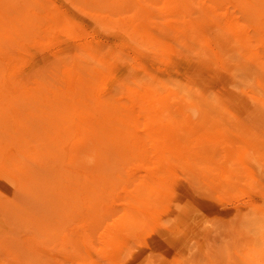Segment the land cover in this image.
I'll list each match as a JSON object with an SVG mask.
<instances>
[{"label": "bare ground", "instance_id": "1", "mask_svg": "<svg viewBox=\"0 0 264 264\" xmlns=\"http://www.w3.org/2000/svg\"><path fill=\"white\" fill-rule=\"evenodd\" d=\"M153 1H155V0H140V1L139 0H16V1L11 0L12 4H13V2H16L15 3L16 5L14 4L16 6L15 8L17 10H20L19 14H17V11L15 9L16 13L14 12V15H12V16L16 17L15 19L18 20V22L15 23V25L17 27L15 25H14V27L18 31L21 32L20 33L21 36L23 35L25 37V39L37 41L38 45L35 44L36 46H35L34 52H36L35 55L38 56L37 58L38 59L40 58L39 59L40 65L38 68L39 70H37L39 72V76H38L39 77V80H38L39 84L37 86H35L33 89H30V90L27 89L25 92H22L21 94L17 90H14L12 88H11L12 91L4 90L5 95H3L2 97H1V95L3 92H0V97L2 98L3 102L8 99V101H6V103L8 102L7 104H10L8 107H10L12 109V112L10 113L11 114L10 117L12 119L10 118L11 121L8 123L6 118H4V117H5V115H7V117H8V115H10V114H7L8 112H5V111H8L9 109H7V104H6V108H4L5 105L3 106V104L1 105V103H0V109L2 107H3V109H5V111L2 110V112H4L5 114L1 113V111H0V115H2V116H0V129L2 130L0 132V135H2V133L7 135V131L9 132V128L12 127V131H10L9 133H11V132L13 133V131H14V133L17 134L18 132L23 130L24 134H22V138H21L22 142H23V139L26 140V142H28V140L30 139V142H31L32 138L25 137V135H26L25 131H27L26 132L27 136H30V137L36 136V138H39V140L42 142L40 144H37V147L39 146L38 148L48 149V147H49V148H52L53 150H52V152L51 151L48 152L49 155H48L47 151L44 154H42L43 152L40 153V154H42L41 156L43 157V159L41 158L42 160H37V162L40 161L39 164L40 163L42 164L45 161L43 163V165L47 169L45 170V172H43L44 174L42 173V171H41L42 174L37 173V170L39 171V169L37 168L36 165H34V167L36 166L35 168L33 167V165H29V168L33 167L32 169H29V171L27 173L28 174L27 179H29V180L25 179L26 181H23V183L26 182V185H28V186H26L24 184L25 189H24V187L22 189V190H24L22 192L23 195L21 192H18L19 186H18V190L14 192V194L16 192L19 194L21 193V199L22 200L18 201L16 199H14L15 195L13 194L14 198H12V199H14V201L11 200V201H13V204H14L15 200H16V202H19L20 204L17 203L19 205H17L16 207H15V205L10 204V205H12V207L14 206L13 208L11 207V209H8V211L10 212L11 215L8 214V211H7V208H8L7 205H9V203H10V202L9 203H7V202L9 200L7 202L4 201L5 203L2 202V204L0 201V205H3L2 209L6 210L5 211V213L7 212L6 215L7 214H8L7 216L10 215V217L12 215L14 216L15 214L17 215V213L19 214L20 212H21L20 215H22V213L25 214L26 211H30V209L35 210L37 207L40 208V206H41L42 208H40V209H42L43 211H40L39 215H38V219L41 221V223H40V221H38V222L41 225L46 224L45 222L48 220L49 213L54 214L55 212L60 211V212H64L63 214H65L67 212L66 213V214H68L67 219H69V220L64 222V220H65L64 219L63 223H62V219H60L61 220V224L59 225L60 229H63L64 227L61 228V225L64 223L68 224L67 222H69L70 219H72L73 222L71 221L70 223L73 224L74 227H76V224H74L76 221L75 218H77V221L79 222V223L78 222L77 223H78V225H80V228L76 227V229L72 226L73 232H72L71 228H69V227H71V225L68 224V226L70 225L69 227L66 225L71 231L68 230V228L67 229L64 228L62 230V232L67 230L71 233L66 232V233L61 234L62 232H60L61 236L58 235L57 236L58 238H56V239H58L57 241L59 243L57 241L54 242L55 240L53 238H55V237H50L54 240V241L53 240L52 241L54 242L55 245L50 244L51 240H48L49 239L48 238L49 233H48V236H47V233L46 234L43 233L44 235L47 236L46 237L47 239H46V238H44V235H43V239H45L44 241L43 240L42 241L36 240L33 235H35V237H37L39 239H42V238H40L41 236L40 237L37 236V234H38V232H36L37 230L35 231L36 234L34 233L35 228H33V231H31L32 230L31 229L30 230L31 232L28 231L29 233H27V235L23 234L21 237L23 239L24 235L26 236L25 237L26 239H24V240H26L25 241L26 243H22V246L24 244V246H23L24 248L22 247V249H25V250L28 249V252H29V253H27L28 255L30 254V252L34 253L33 255H32V253L30 254L31 257L33 256L32 257L33 259H31L32 261L27 260L30 263L33 262V260L36 261L35 264H37V263L39 264V263H41V261L43 263V259H42L43 255H44V259H45V257H48V256L50 257V258L48 257V259L46 258V260H44V261H46V263H47V261H50V263H52L53 260L51 261V257H53V256L54 257L56 256V258H54V257L52 258L55 261V262L53 261L52 264H54L56 262L58 263L57 258L59 257L58 259H60L59 253H61L63 255V256L61 255V258L64 257L63 261L61 260L62 262L59 261V263H61V264H164L162 261L161 262L153 261L152 260L153 258L152 259L150 258L151 254L158 251L159 248H162V249L167 248L166 251H168V255L171 253L174 254L175 250H177L180 247V246L179 247L177 246L178 248L176 249L175 245H181L182 243L186 245V243L189 242L191 240V238L195 236V235H186L188 232L186 234H184L185 231L183 232V230H182V233L178 232L179 229L175 230L176 227L174 224L173 217L175 215V210H177L178 206H181L182 204L178 203V201L175 202V199L172 198V196L175 195L174 194L175 188L173 187L174 185L172 183H169L168 182L169 180L161 174V172L166 169V163L164 160V156L159 155L161 152V151H159L160 143L163 144L164 141L162 138L156 139L157 134L155 137V134L152 131L153 129L155 130V128H156L155 126L151 125L153 127V129L150 127L152 130L149 128L146 129L147 124L149 125V123L155 121V119H154V118H156L155 113H154L155 111L151 112V111H147V109H145V108H147L146 107L147 103L145 102L146 100L144 101L146 104H143L141 101L143 94H142V97H138L136 99V101L133 100L134 96L130 97V100H131V102H133V105L131 103L128 104V102H125V103H119L118 102V101H120L126 97L125 95L128 94L129 90H131V91L133 90L132 87H128L127 85H126V87H124L122 85L123 79H122V77H120V75H122V76L123 75H129L130 74L129 71L131 69H134V67L136 66L134 63L126 64V60H127L128 54H129L128 51L130 48L135 49L136 54H138V56H142L143 60H144V58L151 57L150 55H152V53H154V55L165 60L164 64H166V61H167V64L169 65V63L171 64V61L169 60L167 55L171 52V50H173L174 46L178 45V44L181 45V47L185 46L188 42H194L196 40V38H198L199 40L202 41V43H201L202 48L200 50L198 49L199 52H204L205 50L210 49V47L208 46V44H209L208 42L210 41V38L211 37H217L218 38V36H220V35L222 36L223 33L225 32L224 30H226L228 32H232L234 34V35H232L233 39L235 38L238 40L239 38H242V39H245L246 41L247 40L253 41L254 36H252V34L250 35V30H249V28H251V26H249V25H251V24L248 22L249 25H246V22L248 20L247 16H249L247 14L251 13V15H253V13L255 12V9L252 12V8H253L254 4L246 2V0H245L244 4L246 5V3H247L248 5H250L248 10L247 9L244 10L245 5H241V4H243L242 0H241V2L237 0L240 4H238V3L235 4L236 6L237 5L239 6V9L244 8L243 10L240 9V11H237L238 7H237V9H235L234 6H231V7L229 6V8L230 9L232 8V9L226 10L228 8V5L223 6L224 8H222V9L226 10V11L230 10L231 15L236 13L238 15V17L236 16V19H239V15H241V17L243 18V14H244L243 19L246 21L243 20L244 22H241V23L237 22L236 23L233 21H226V19H228V18H226L224 20L225 17L223 18V15H220L219 13H217L219 11L218 7L223 5L222 3L221 4L217 3L216 5H214L212 3L213 2L212 0H208L209 5H210V3L213 4V5H211L212 7H210V8L214 9V6H215V7H217L218 11L213 12V10L208 8L207 9L208 13L211 12V14L209 16H207L205 18H200V16H199V18L195 19L194 21H190L186 18H184V19H182L180 17H178L177 19L172 18L169 14L170 11L167 10V8H166L167 5L166 6L164 5V7L166 9H164L163 6L161 7V9H160V7L157 8L158 10L156 8H154L155 6L158 7L160 5V3L165 4V1H167V0H164V1L161 0V2L159 3L158 6L156 3H158L159 0H156L157 2L155 1L154 4L152 3ZM180 1L182 2V0H179V2ZM187 1H190V0H186V3H187ZM200 1H206V0H200ZM200 1H198V4H197V0H196V3L194 2L196 4V7H195L196 10H199V9H197L199 7V5H201L202 7L206 6L205 4L203 6L202 2H200ZM208 1L206 3L207 5H208ZM219 1L220 0H218V1L215 0V2H219ZM11 2H10V4H11ZM173 2L176 3L178 1H173ZM191 2H193V1H191ZM150 3H152V4H150ZM199 3H201V4H199ZM10 4H9V6H11ZM178 4L175 5V7H179ZM217 5H219V6H217ZM136 7H137V9H136ZM255 8H256V6H255ZM184 9H185L184 12H187L186 8H184ZM200 9H201L200 11H202V8H200ZM204 9H206V8H204ZM249 9L251 12H249ZM6 10H7V8H6ZM233 11H237L238 13L242 12L243 14L242 13L238 14L237 12H233ZM203 12L205 13V11H203ZM19 15H20V17H19ZM177 15H178V13H177ZM255 15H256V13H255ZM255 15H254V17H255ZM83 16H88L89 18L93 19L92 22L88 23V28H87V26L84 25ZM245 16L247 19L245 18ZM193 17H194V15H193ZM232 17H233V15H232ZM234 17H235V15H234ZM252 19L249 18L250 21ZM234 20H235V18H234ZM224 21H226V22H224ZM251 22H253V20ZM254 22H256V21H254ZM89 28H91V29H89ZM254 31L256 32L257 30H254ZM26 35H28V36H26ZM258 39H259V37H258ZM214 40H215V38H214ZM211 42H212V40H211ZM204 47H205V50L203 49ZM27 49H25V50H27ZM228 56H230V55H228ZM142 59H139V60L141 61ZM154 59H156V58H154ZM156 60H158V59H156ZM138 67L140 69V65ZM142 69H144V67H142ZM138 71H141V70H138ZM58 74H60V75H58ZM132 74H130V75L132 76ZM113 75H115V76H113ZM51 76H56V77H54V79L56 81H61L62 79L67 81L68 85H67V90L65 92V96L61 97L60 95H54L53 92H50L49 95L43 94L42 96H39V89L37 87L40 86L42 88V86H45V82H43L44 79L46 81H49L48 78H50ZM100 77H102V78L100 79ZM132 77H138V75H133ZM96 81H99V82H96ZM117 85H121V86L119 88H117ZM1 86L2 85H0V88H1ZM119 91H120V93H122V96H117V92H119ZM144 93L146 94V92H144ZM61 94H63V93H61ZM77 94H80V97L76 98ZM146 95H148V94H146ZM81 96H83V98L85 99V102H83L84 104L90 105L88 103L93 102V107H94L93 111L95 110V112H94V114L89 115V117L87 119L89 120V122H95L101 131L106 132L110 143H112V146H114L115 150H117L116 155L118 157H120L119 160L116 161V164L113 165V167L110 169L104 167V164L102 161L105 159V157H103L100 160L98 154L95 155V153L97 152V149H95V147H96L95 141L92 138H87V137H81V136L75 137V138L71 137L70 134L74 135L75 133L71 131L70 125L64 127L65 124L61 123V120L64 118H62V114H60L58 112L59 109H55L56 107L57 108L59 107L62 111L68 105L70 108V106H72L71 101H73V98H76L75 101H77L80 104V103H82ZM4 98H6V100H4ZM61 98H63L65 100L63 103H61L62 105L58 104L60 101H62ZM143 98H145V97H143ZM147 101H149V100H147ZM149 102H148V105H149ZM56 104H57V106H56ZM138 104H139V106H138L139 109L136 107V105H138ZM152 106H154V105L152 104ZM20 109L22 111H24V114H25L24 123L27 125L25 127H22V125L20 123L21 120H23V119L20 120V118H22V114L19 117V114L21 111ZM149 109L150 108H148V110ZM144 110H146L145 113H144ZM144 115H145V117H144ZM75 116H76V114H75ZM75 116H74V119H75ZM95 116H97V118ZM48 117L52 118V120L50 119V123H48V122L44 123V126H40L37 124L41 118L46 119ZM143 117L145 120L144 119L142 120ZM8 121H9V119H8ZM148 121H149V123H147ZM3 122H5V124ZM141 123H143V125ZM144 124H146L145 127H144ZM9 125H11V126H9ZM28 129H31L32 131L29 132ZM45 129H48V130L45 131ZM156 131H159V130H156ZM156 131H155V133H157ZM39 132H41L40 136L39 135L37 136V134ZM20 136L18 135L19 138H20ZM23 136H24V138H23ZM14 137L16 138V135ZM18 137L16 138L17 140H18ZM73 138H74V140H73ZM70 139L73 141L69 142ZM8 140H10V139H8ZM19 142H20V140H19ZM32 142H33V140H32ZM8 143H10V142L8 141ZM69 144H71V145H69ZM88 144H90V145H88ZM9 146H10V144H9ZM0 147H1V145H0ZM5 147H6V145L4 146V148ZM161 147H163V146L161 145ZM9 148H12V146ZM1 149L2 148H0V150ZM68 149H69V152H67L68 154L65 153V155L67 154V158H65L64 150L68 151ZM90 151H95L94 158H99V159H96V160L92 159L93 156H91L90 153L87 154V152H90ZM3 152L4 151L2 150V152H0V153H3ZM102 152H103V150H101L99 153H102ZM256 153H258V152H256ZM16 154H17V152H16ZM21 154H22V152H21ZM84 154L86 156L88 155L89 157L84 158L85 157ZM247 154H249V153H247ZM2 155H4V153ZM47 156H50V159L52 158V156L57 157V159L62 158V160H60V161H62V163H60V164H62L67 169L65 170L64 167H60L59 161H58V163H54V161H56L55 158L53 161H50V159L48 160ZM248 156H247V158H249ZM252 156H253V154H252ZM19 157L20 156H18V159H22L21 157L20 158ZM37 157H39V155H37ZM90 158L92 159V161L94 160L96 164L89 163V162H92L90 160ZM8 160H10V159H8ZM22 160L26 161L27 158L22 159ZM28 160H30V159H28ZM110 161H111V159H110ZM9 162H11V160ZM30 163H32L31 160H30ZM136 163H138V164H136ZM7 164H8V162H5L3 167L0 166V174L4 173L1 170V167L3 169L5 168L4 171H6V168H7V170H8V168H10V166H7ZM12 164L15 165V163H13V162H12ZM129 164H131L132 166ZM232 164H231V166H232ZM255 164H256V162H255ZM256 165H258V168H259V166H260L259 163ZM44 166H42V168ZM27 168H28V166H27ZM39 168L41 169V166ZM44 168H43V170H44ZM57 168L59 171L56 170ZM61 168H63L64 170L62 169L63 171H60ZM120 168H121V170H118ZM14 169H16V168H14ZM9 171H11V170H9ZM54 171H56V172L54 173ZM7 172L8 171H6V174L8 176H10L12 174L10 172L11 174L9 175L8 174L9 172L8 173ZM30 172H31L30 175H32L33 177L32 176L29 177ZM142 172H143V174H140ZM25 173H26V171H25ZM16 174L18 176V172ZM16 174H14V175H16ZM36 174H38V175H36ZM7 175L4 176L5 180H7V178H8ZM22 176L25 177L24 175H22ZM10 177H11V179L8 178V180H7L8 182L6 181L7 183H9V181L10 182L13 181L12 179H15V176H13V174ZM18 178L19 177H17L16 179H18ZM16 179H15V182H17ZM183 179H182V181H184ZM231 180H232V178H231ZM178 181H180L179 177H178ZM247 182L250 183L251 181H247ZM2 183H5V182H3V180H2V181H0V185ZM18 184L20 185V183H18ZM44 184L46 185L45 193L42 195L41 194L39 195L38 189L40 187H43ZM251 184H252V182L250 183V185ZM4 185H5V187H7L6 189L11 195L12 192H10V191H12L13 189H11V187H9V184L6 185V183L2 184L0 187H2V186L4 187ZM251 186L254 187V184ZM4 188H0V191H1V189L4 190ZM263 189L264 188H262V190ZM43 191H44V189H43ZM256 191H258V190H256ZM4 193L5 192H3L1 194H3V196H5ZM30 193H31V196L28 197L29 200H24V198L26 199ZM35 193H36V195H33ZM261 193H263V192H261ZM7 194H6V196H7ZM10 195L8 194V196H10ZM50 195H52V196H50ZM177 195H179V193ZM258 195L261 196V194H259V193H258ZM23 196H24V198H23ZM179 196H181V195H179ZM10 197H13V196L11 195ZM19 197H20V195H19ZM177 197L178 196H176V198ZM44 198H46V200ZM1 199H3V198H1ZM17 199H19V198L17 197ZM180 199L183 201V198H180ZM40 200L42 201L41 203H40ZM178 200H179V198H178ZM33 202H34V205L32 206ZM55 203H57V207L55 206V209H54L53 207H54ZM39 204H40V206H39ZM179 204H181V205H179ZM240 204H241V202H240ZM4 206H7V207L4 209ZM35 206H37V207L34 209L33 207H35ZM190 207H188V209ZM262 207H264V206H262ZM205 208L208 209L207 207H205ZM210 208H209V211H210ZM217 208H219V206H217L214 209V211L216 210L215 215H217L220 212V211L218 212ZM2 209H0V210L2 211ZM186 209H187V207H186ZM44 210H47V214L44 213ZM180 210H182L181 214H183V212L185 211V209H184V211H183V209H180ZM196 210H199V212H202V211H200V209H196V208L190 209V211L192 213L196 212ZM203 210L205 211V209H203ZM249 210L251 212L256 213V216H254L253 218L257 219L260 217V216H258V214L263 209L261 207H253L252 209H249ZM211 212H213V209ZM221 212H222V210H221ZM3 213H4V211H3ZM35 213H38V212L35 211ZM185 213H187V212H185ZM0 214H2V212H0ZM30 214H31V212H30ZM63 214L61 213L60 217L65 216ZM187 214H189V213H187ZM2 215H4V214H2ZM201 215L203 216V214H201ZM18 216L19 215H17L18 221L25 219V217L19 216V218H18ZM23 216H26V214ZM36 216L37 215L34 216L32 214L28 215L30 220L36 218ZM50 216L52 218V215H50ZM53 216H55V214ZM68 216L70 218H68ZM213 217H214V215H213ZM63 218H65V217H63ZM177 218H179V216ZM1 219H3V218L1 217ZM1 219H0V221H1ZM11 219L15 220L14 217H11ZM11 219L9 221H11ZM261 219H262V216H261ZM202 220H200V221H202ZM5 221H7V220H5ZM25 221L28 222L29 220L25 219ZM25 221H21L19 223L23 228H24V226L22 225V222H25ZM150 221H152L151 223H152V226H154V230L151 232H145L144 229L150 224ZM31 222H32V220L30 221V223ZM49 222H51V221L49 220ZM55 222H52V223H55ZM205 222H207L206 219H205ZM33 223L36 224L37 221L33 222ZM39 223H38V225H40ZM47 223H48V221H47ZM56 224L57 223H55V225ZM200 224H203V223L201 222ZM14 225H15V227L18 226V225H16V223ZM28 225L30 226V224H28ZM219 225H221V224H219ZM0 226H1V224H0ZM5 226L7 227V225H5ZM21 226H19V227L21 228ZM51 226H53V225L51 224ZM62 226H64V225H62ZM4 227H3V229H4ZM9 227H11V225ZM15 227L14 228L12 227V229H15ZM26 227H27V225H26ZM43 227H45V226H43ZM57 227L58 226H56L55 229H58ZM206 227H208V226H206ZM216 227H217V224H216ZM1 228H2V226H1ZM40 228L41 227H39V229ZM189 228L192 229L191 227H189ZM202 228H204V227H202ZM263 228H264V226H263ZM3 229H1V231L5 233V230L3 231ZM12 229L11 228H10V230L8 229L9 230L8 234L6 233L7 236L8 235L10 236V238L13 235L12 232L14 231ZM41 229H44V228H41ZM60 229H59V231H61ZM217 229H218V227H217ZM50 230H52V229H50ZM50 230H48V231H50ZM59 231L57 230V231H54V233H53V230H52L51 233H52V235H57V233ZM188 231H190V230H188ZM9 232L12 234H10ZM26 232H27V229H26ZM243 232L245 233V231H243ZM261 232H264V231L261 230ZM19 233H20V231H19ZM21 233H22V231H21ZM30 233L33 234L32 237L35 240L32 237H30L31 236ZM214 233H216V232H214ZM247 233H248V231H247ZM6 234H3V235L5 236ZM14 235H15V231H14ZM7 236H5V237L8 238ZM18 236H20V235H18ZM27 236H29L33 240L30 242L31 239L29 237L27 238ZM219 236L217 235V237H219ZM248 236L251 237L250 235H248ZM3 237H1V239ZM10 238L5 239V240H7V241L12 240L11 243L8 241L10 246L15 241L14 244L19 245V249H20L21 243L18 242L20 239L17 240V242H16V240L14 239L15 237L13 238V236H12L14 241H13V239L10 240ZM27 239H30V240H27ZM5 240L0 241V246L1 247L3 246L4 250H5V246L8 245V243ZM46 241L47 242L50 241V243H47V245L50 244V247H49V245L47 247V245L45 244ZM1 242H5V243H3L4 245H1L2 244ZM28 242H30V243H28ZM42 242L44 244H42ZM226 242H228V241H226ZM69 243H70V246L72 247V250H71V252L68 253L69 250L67 251L66 247L69 246ZM224 243H223V246L225 245ZM14 244H12V245H14ZM194 244H196V243H194ZM249 244H252V243H249ZM44 245H46V246H44ZM182 246H184V245H182ZM11 247L13 248V246H11ZM38 247H40V249H42V250L39 249L40 250L39 251ZM205 247H207V246H205ZM218 247H219V245H218ZM7 248H8V246H7ZM10 249L11 248L9 247V250ZM14 249H11L13 251V253L15 251ZM55 249H58V250H55ZM184 249L183 250L181 249V250L185 253ZM207 249H208V247H207ZM17 250H18V248H16V251ZM20 250H18V252L15 251V254L17 255V253H19ZM192 250H194V248ZM38 251H39V254H41L40 255L41 258H39V261L35 260L38 257L35 255ZM41 251L43 253L48 251L49 255H48V252L46 254H43ZM182 251L180 253H183ZM200 251L206 257H210L209 256L210 250H209V253H207V252H205V249L202 246V247H200ZM227 251H229V250H227ZM23 252H24V250H23ZM190 252H191V250H190ZM211 252H212V250H211ZM20 254H21V252H20ZM20 254L15 256L17 258V260H18ZM24 254H25V252H24ZM50 254L52 256H50ZM58 254H59V256H58ZM173 254L170 257L168 256V259L166 258L167 259L166 261H168L170 264H174V261H175L173 259L174 258ZM191 254H193V253H191ZM230 254H231V252H230ZM232 254H234V253H232ZM34 255L36 257H34ZM183 255H185V254H183ZM198 255H201V254H198ZM155 256H157V255H155ZM155 256H154V258H155ZM15 257H13V259ZM20 257L21 258H19V260H18L19 263L24 262L23 261L24 259H22L24 256L23 257L20 256ZM27 257H30V256H27ZM181 257H182V255H181ZM16 258H15V261H16ZM156 259H157V257H156ZM191 259L193 261L192 255H191ZM212 259H213V257L211 258V260ZM230 259H229V261H230ZM254 259H255V257H254ZM157 260L159 261L160 259H157ZM201 260H203V262L205 261L203 258ZM201 260L198 259L199 262H197L196 260H194V261H196L197 264H199ZM223 260H225V258ZM251 260H252V258H251ZM18 261H16V262H18ZM236 261H237V259H236ZM177 262H176V264H177ZM180 262H182V261H180ZM50 263H47V264H50ZM184 263H185V261H184ZM23 264H27V263H23ZM31 264H34V263H31Z\"/></svg>", "mask_w": 264, "mask_h": 264}, {"label": "rangeland", "instance_id": "2", "mask_svg": "<svg viewBox=\"0 0 264 264\" xmlns=\"http://www.w3.org/2000/svg\"><path fill=\"white\" fill-rule=\"evenodd\" d=\"M12 1H14V0H12ZM155 1H153L152 3L154 4ZM162 1H164V0H162ZM173 1H178L176 3L177 4L179 3L178 4L179 7H175V5H177V4ZM173 1L167 0V1H165V4H162V3H160L161 0H159L158 3H156V4L158 6L160 3V5L158 7L155 6L154 8L157 9L160 7V9H161V7L163 6L164 9L167 8V10L170 11L169 14L172 18L177 19L178 17H180L182 19L186 18L190 21H194L195 19L199 18V16H200V18H205V17L209 16L211 14V12L208 13L207 9L208 8L211 9L210 8V7H212L211 5H213V4L216 5L217 3L218 4L222 3L223 5H221V6L217 5V6H219L218 7L219 11H218L217 7H215V6H214V9H211V10H213V12L218 11L217 13H219L220 15H223V18L225 17L224 20L226 18H228V19H226V21H233L236 23L237 22L241 23V22H244L246 20L243 19L244 14L242 12L238 13L237 11H240V9L243 10L244 8H245L244 10H246V9L248 10V8L250 7V5H248L247 3H246V5L244 4L245 0H242L243 4H241V5H245V7L240 8V9H239V6L238 5L236 6L235 4H237V3L240 4L238 1L241 2V0H238V1L237 0H220L219 2H215V0H212L213 4L210 3V5H209L208 0H206V1L197 0V4H198V1H200V2H202L203 6H204V4L206 5L204 7L199 5V7L202 8V11H200L201 9L199 7L197 8L199 10H196V8H195L196 7V4H195L196 0H190V1H187V3H186V0H182V2L181 1L179 2V0H173ZM191 1H193V2H191ZM207 1H208L209 6L206 4ZM216 1H218V0H216ZM10 2H11V0H3V1L0 0V85H2L0 88V92H3L1 97L3 95H5L4 90L12 91V89H14V90H17L21 94L22 92H25L27 89H29V90L33 89L35 86H37L39 84L38 83L39 72L37 70H39L38 68L40 65V61H39L40 58L38 59L37 58L38 56L35 55L36 52H34L35 46L38 45L37 41L25 39V37L23 35H22L23 37L21 36V34H20L21 32L18 31L14 27L15 23H17L18 20L15 19L16 17H14L12 15H14V12L16 13V11H17V14H19L20 10H17L15 8L16 2H13V4H12V2L10 4ZM246 2L254 4V6L252 5L253 6L252 12L255 9V12L253 13V15H251V13L247 14L249 16L246 15L248 17V20H249V18L250 19L253 18L252 19L253 22H251L252 20L251 21L247 20V22H246V25H249L248 22L251 24V25H249V26H251V28H249V30H250V35L252 34V36H254L253 41H249V40L246 41L245 39H242V38H239L238 40L235 38L233 39L232 35H234V34L232 32H228V31L224 30L225 32L223 31L224 33L222 36L220 35V36H218V38L217 37H211L210 38V41L208 42L209 43L208 46L210 47V49L205 50V47H204L203 48L205 50L204 52L198 51V49L200 50L202 48L201 47L202 41L199 40L198 38H196V40L194 42H188L187 41L188 43L182 47L179 44L175 45L173 50H171V52L167 55V57L171 61V64L169 63V65L167 64V61H166V64H164L165 60L154 55V53H152V55L149 54L151 57L144 58V60H143L142 56H138V54H136L135 49L130 48L128 51L129 54H128V57L126 60V64L134 63L136 65L134 67V69H131L129 72H130V74L133 73L132 76L138 75V77H132L130 74L129 75H123V76L120 75V77H122V79H123L122 85L124 87H126V85L128 87H132L133 90L132 91L129 90L128 94L125 95L126 97L124 99L118 101V102L119 103L128 102V104L131 103L133 105V102H131L130 97L134 96L133 100L136 101V99L138 97H142V94H143V97H145V98L142 97L141 101L143 104L147 103L146 104L147 108H145V109H147V111H151V112L155 111L154 112L155 116H156V118H154L155 121H153L151 123H149V121H148L147 123H149V125L146 123L147 124L146 129L147 128L153 129V127L151 125L155 126L156 127L155 130L154 129L153 130L151 129V130L155 134V137L157 134L156 139L162 138L164 141L163 144L160 143L159 151H161V152L159 155L164 156V160L166 163V169L164 171H162L161 174L169 180L168 181L169 183H172L174 185L173 186L175 188L174 194L178 197L176 198V196L173 195L172 198L175 199V202L178 201V203L182 204V205L179 204L181 206H178L177 210H175V215L173 217L174 224L176 227L175 230L179 229L178 232H181V233L183 230V232L185 231L184 234H186L188 232L189 234L187 233L186 235H195L194 237L191 238V240L189 242L186 243V245L183 243L181 245H175L176 249L180 246L179 247L180 249L178 248L179 250L178 249L175 250V252H174L175 255L173 253L168 255V251H166L167 248H163V249L159 248L158 251L151 254V256H150L151 259L153 258L152 259L153 261H156V262L162 261L164 264H170L166 260L168 259V256L170 257L173 254V257H174L173 259L175 260L174 264H176L177 261H178L177 264H183L184 261H185L184 264H192V263L197 264V262H199L198 259L201 260L202 258L205 261L203 262V260H201L199 264H220V263L221 264H244V263L245 264H256V263L257 264H264V257H263L264 256V232H261V230L264 231V228H263V226H264V223H263L264 222V217H263L264 216V207H262V206H264V196H263L264 195V189L262 190V188H264V185H263L264 184V180H263L264 179V0H249V1L246 0ZM152 3H150V4H152ZM9 4L11 6H9ZM199 4H201V3H199ZM164 5L165 6L167 5V7L165 8ZM225 5H228V8L227 9L225 8L226 10L230 9L229 6L230 7L234 6L235 9H237V7H238L237 11H233V12H237L238 14L242 13L243 18L241 17V15H239V19H236V16L238 17V15L235 13V14H232L233 17L235 15V17H234L235 20H234V18L232 17V15L230 13V10L232 8L229 11L222 9V8H224L223 6H225ZM255 6H256V8H255ZM5 7L7 8V10ZM184 8H186L187 12H184L185 11ZM204 8H206V9H204ZM15 9H16V11H15ZM136 9H137V7H136ZM203 11H205L206 14ZM249 12H251L250 9H249ZM177 13H178V15H177ZM255 13H256V15H255ZM193 15H194V17H193ZM254 15H255V17H254ZM246 16H245V18H246ZM19 17H20V15H19ZM87 17L88 16H83L84 25L87 26V28H88V23L92 22L93 19L89 18V17L87 18ZM226 21H224V22H226ZM254 21H256V22H254ZM89 29H91V28H89ZM254 30H257V31L255 32ZM26 36H28V35H26ZM258 37H259V39H258ZM214 38H215V40H214ZM211 40H212V42H211ZM25 49H27V50H25ZM228 55H230V56H228ZM137 57L139 59H142V60L140 61ZM154 58L158 59L159 61L154 59ZM139 65H140V69L138 67ZM142 67H144V69H142ZM138 70H141V71H138ZM58 75H60V74H58ZM113 76H115V75H113ZM54 77H56V76H51L50 78H48L49 81H46L44 79L43 82H45V86H42V88L40 86L37 87L39 89V96H42L43 94L49 95L50 92H53L54 95H60L61 97L65 96V92L67 90V85H68L67 81H65L64 79H62L63 81L62 80L56 81L54 79ZM101 78L102 77H100V79ZM96 82H99V81H96ZM120 86L121 85H117V88H119ZM143 91L146 92V94H148V95H146ZM61 93H63V94H61ZM117 96H122V93H120V91L117 92ZM1 97H0V100L2 102L0 101V103H1V105L3 104V106L5 105L4 108H6V104L8 103V102L6 103V101H8V99L6 100V98H4V100H6V101L3 102ZM77 97H80V94H77L76 98ZM76 98H73V101H71L72 106H70V108H69V105L66 108H64L62 111L59 107L55 108V109H59L58 112L60 114H62V118H64L61 120V123L65 124L64 127L70 125L71 131L75 133L74 135L70 134L71 137L75 138V137L81 136V137L92 138L95 141V145L97 147V148L95 147V149H97V152L95 153V151H96L95 150V151L87 152V154L90 153L91 156H93V158L91 156L90 157L94 160L99 159V158L101 160L103 157H105V159L102 161L104 164V167L110 169L113 167V165L116 164V161L119 160V158H120L116 155L117 150H115L114 146H112V143H110L106 132L101 131L95 122H89V120L87 119L89 117V115H92L95 112V110L93 111V108H94L93 102L88 103L90 105H86L83 103V102H85V99L83 98V96H81L82 103L79 104L77 101H75ZM61 100L62 101H60L58 103L60 105H62L61 103H63L65 101L63 98H61ZM147 100H149L150 102ZM148 102H149L150 106L148 105ZM152 104L154 106H152ZM9 105L10 104H7V109H9L8 111H5V109H3V107L1 106L2 107L0 109L1 113L5 114L4 112H2V110H4L5 112H8L7 114H10L12 112V109L10 107H8ZM56 106H57V104H56ZM138 106H139V104L136 105L137 108H138ZM148 108H150V109L148 110ZM145 112H146V110H144V113ZM21 114H22V118H20V120L21 119H23V120H21L20 123H21L22 127H25L27 125L24 123V121H25L24 120V118H25L24 111H22V110L20 111L19 117ZM75 114H76V116H75ZM0 116H2V115H0ZM10 116H11V114L8 115V117H7V115H5V117H4V118H6L8 123L12 119ZM74 116H75V119H74ZM95 117L97 118V116H95ZM144 117H145V115H144ZM144 117L142 118V120L144 119ZM8 119H9V121H8ZM50 119L52 120L51 117H48L46 119L41 118L37 124L40 126H44V123H47V122L50 123ZM3 123L5 124V122H3ZM141 124L143 125V123H141ZM146 124H144V127ZM11 125H9V126H11ZM46 130H48V129H45V131ZM156 130H159V131H156ZM1 131L2 130L0 129V132ZM10 131H12V127L9 128V132ZM28 131L30 132L32 130L28 129ZM155 131L157 133H155ZM9 132L7 131V135L9 137L7 135H5L4 133H2V135H0V145H1L0 148H2L0 150V152H2V150L4 151L3 152L4 155H2L3 153H0V160L2 161V162L0 161V166L3 167L4 163L8 162L7 166H10V168H8V170L6 168V171L9 172V173L8 172L7 173L9 175L12 173L13 176H15V179L17 177H19L18 179H16V181L18 183H20V185L17 182H15V179H12L13 181H11V182L9 181V183H7L8 178L11 179L10 176L12 174L10 176H8L6 174V171H4L5 168L3 169L1 167V170L5 174L4 173L0 174V179H1L0 181L3 180V182L6 183V185L9 184V187H11V189L14 190V191L13 190L10 191V192H12L11 195L13 196V197H10L11 195L6 189L7 187H5V185H4L5 188L3 186L0 187V188H4V190H5L4 191L3 189H1V191H0L1 193L5 192L4 193L5 196L7 193L10 195V196H8V194H7L8 197L7 196L5 197V196H3V194L0 193L1 194L0 195L1 204H2V202H4V201L7 202L8 200L9 201L7 203L10 202L9 205H7L8 206L7 211H8V209H11L12 205H10V204H13L14 199H16L18 201L22 200L21 199V193L24 191L22 189H23V187L25 189V185H26V182L23 183V181L29 180V179H27V177H28L27 173H28L29 169H32L34 167V165H36L37 168L39 169V171L37 170L38 174L41 173V171H42V173L45 172V170L47 169L43 165V163L45 161L43 160L44 162L42 164L41 163L39 164L40 161L37 162V160H42L43 157L41 155L44 154L46 151L48 153L50 151L52 152V150H53L52 148H49V147H48V149L38 148L39 146L37 147V144H40L42 142L39 140V138H36V136H32V137L27 136V133H26L27 131H25V134H26L25 137L32 138L31 142H30V139L28 140V142H26V140L23 139V142H22L21 138H22V134H24L23 130L18 132L19 134L18 133L15 134L13 131V133L16 135V138L18 137V135L19 136L21 135L20 138L18 137V140L14 137L15 135L12 132L11 133H9ZM40 133L41 132H39L37 134V136L38 135L40 136ZM23 138H24V136H23ZM74 138H73V140H74ZM8 139H10V140H8ZM7 140L10 143H8ZM19 140H20V142H19ZM32 140H33V142H32ZM73 140L70 139L69 142H72ZM9 144H10V146H9ZM5 145H6V147L4 148ZM69 145H71V144H69ZM88 145H90V144H88ZM161 145L163 147H161ZM11 146H12V148H9ZM66 150H64V155H65V153L69 152V149H68V151H66ZM101 150H103V152L99 153ZM16 152L18 155L16 154ZM21 152H22V154H21ZM256 152H258V153H256ZM40 153H42V154H40ZM94 153H95V155L98 154L99 158H94ZM247 153H249V154H247ZM67 154L65 155V158H67ZM252 154L254 157L252 156ZM37 155H39V157H37ZM48 155H49V153H48ZM18 156H20L22 159L27 158V160L25 161L22 159H18ZM247 156L250 159L247 158ZM88 157H89L88 155L87 156L85 155L84 158H88ZM47 158L49 160L50 156H47ZM54 158L57 161V162L54 161V163H58V161H59V164L62 163V161H60V160H62V158L57 159V157H54V156H52L50 161H53ZM91 158H90V160L92 161ZM8 159H10L11 162H9L10 160H8ZM28 159H30L32 163H30V160H28ZM110 159H111V161H110ZM93 161L89 162V163L96 164L95 161L94 162ZM12 162L15 163V165L12 164ZM255 162H256V164L259 163V165H260L259 168H258V165L255 164ZM136 164H138V163H136ZM231 164H232V166H231ZM29 165H33V167L30 166L31 168H29ZM39 165L41 166L42 170L39 168L40 167ZM129 165H131V164H129ZM27 166H28V168H27ZM42 166L45 167V168L43 167L44 170H43ZM60 167H64V166L62 164H60ZM14 168H16V169H14ZM62 169L63 168H61L60 171H63L64 169L66 170L67 168L64 167V169L63 170ZM9 170H11V171H9ZM56 170H58V168ZM118 170H121V168ZM25 171H26V173H25ZM17 172H18V176L16 174ZM55 172L56 171H54V173ZM14 174H16V175H14ZM30 174H31V172L29 173V177L32 176ZM38 174H36V175H38ZM140 174H143V172ZM5 175H7V177H8L7 180H5V177H4ZM22 175H24L26 178L23 177ZM178 177H179L180 181H178ZM181 178L182 179L184 178L183 179L184 181H182ZM231 178H232V180H231ZM19 179L20 180L22 179V180L20 181ZM247 181H251L252 182L251 185L254 184L255 188L250 185L251 182L248 183ZM5 183H2V184H5ZM12 185L14 187L15 186L16 187L14 188ZM18 186H19V190H18ZM26 186H28V185H26ZM45 188H46V185L44 184L43 187H40L38 189L39 195L40 194L42 195L45 193ZM43 189H44V191H43ZM17 190H18V192H21V193L19 194L16 192L14 194V192ZM256 190H258V191H256ZM261 192H263V193H261ZM176 193L177 194L179 193V195H181V196L177 195ZM258 193L261 194V196L258 195ZM13 194L15 195V198H14ZM19 195H20V197H19ZM22 195H23V193H22ZM33 195H36V193ZM52 195H50V196H52ZM30 196H31V193L29 194V196H27L26 199L24 198V196H23V198H24V200H29L28 197H30ZM17 197L19 199H17ZM1 198H3V199H1ZM12 198H14V199H12ZM178 198H179V200H178ZM180 198H183V201ZM44 199L46 200V198H44ZM11 200H13V201H11ZM16 200L13 204V205H15V207L20 204L19 202H16ZM41 202L42 201L40 200V203ZM240 202H241V204H240ZM17 203H19V204H17ZM33 205H34V202H33L32 206ZM2 206L3 205H0V209L3 208ZM7 206H4V209ZM39 206H40V204H39ZM55 206L57 207V203L54 204V207H53L54 209H55ZM217 206H219V208H217V210H218V212L219 211L220 212L217 215H215L216 210L214 211V209ZM36 207L37 206H35L33 208L35 209ZM186 207H187V209H186ZM188 207H190V208L188 209ZM205 207H207L208 209H206ZM253 207H261L263 209L258 214V216H260V217L257 219L253 218L254 216H256V213L251 212L249 210V209H252ZM38 208L39 207H37L35 210L30 209V211H26V213H25L26 216H23V215H25L23 213H22V215H20L21 212L19 214L17 213V215H19L20 217L22 216V217H25L26 220H29L28 222L25 221V219L18 221L16 214L14 216L13 215L11 216V217H14L15 220L11 219V217H10L11 214L9 211H8V214H10V215L7 216L8 215V214L6 215L7 212L5 213L6 210H3V209H2V211L0 210V212H2V214L5 215L4 216V215L0 214V219H1V217L3 218L0 221V224L2 226V228L0 226V235H1L0 239H1V237L4 236L3 234H6V233L8 234V231L10 230V228L11 229H12V227L14 228L15 227L14 224L16 223V225H18V226L15 227V229H12L15 231V235H14V231H13L12 236H13V238L15 237L14 239L16 240V242H17V240L20 239L18 242L21 243V244L19 243L21 245L20 246L21 250H20L19 245L14 244L15 241L12 238V236L10 238V236L9 235L7 236V234H6L5 236H7L8 238H6L4 236L0 241H3L5 239H9V238H10V240L13 239L14 242L12 244H14L15 246L11 244V246H13V248H12L10 246V244L8 243L9 240L8 241L5 240L8 243V245H7L8 248H7V246H5V250H4L3 246L2 247L0 246V264H18L19 263L18 260H19V258H21L20 256H22V257L24 256L22 258V259H24L23 260L24 262H21L19 264H23V263H27V264L34 263L35 264L36 261H34V260L31 263L29 262V261H32L31 259H33L32 258L33 256L31 257L30 254L32 253V255H33L34 253L30 252V254L28 255L27 254V253H29L28 249L26 247L25 248L27 250L22 249V247L24 246V244L22 246V243H26L25 242L26 240H24V239H26L25 238L26 236L24 235L23 239L21 237L23 234L27 235V233L33 231V228H35L34 233L36 234V232H38L39 235L37 234V236H39V237L41 236L40 238H42V239L35 237V235H33L32 233H30L31 234L30 237H32V235H33L36 240H39V241L43 240L44 241L45 239H43V235H44L43 233H45V234L47 233V236L49 233V237H48L49 239L48 240H51V243H50V241H48V242L46 241L45 244L47 245V243H50V244L55 245L54 242H56L58 240V239H56V238H58L57 236L58 235L61 236L60 232H62V230L64 228L67 229L71 225V227H69V228H71V230H72V228L74 227L73 224L70 223L72 221V219H70V221L67 222L70 225L68 226V224L64 223V224H62L64 226L61 225V228L62 227H64V228L60 229V226H59L61 224L60 219H62V223H63L64 219H65L64 222L69 220V219H67V215H68V214H66L67 212L65 214H63L64 212H60V211L55 212L54 213L55 216H53L54 215L53 213H49L48 220H47L48 223L46 221L45 222L46 224L41 225L40 224L41 221L38 219V215H39V212L43 211V210L40 209V208H42L41 206L39 209ZM179 208L183 209V211L185 209L183 214H181L182 210H180ZM192 208L200 209V211H202V212H199V210H196V212L192 213L190 211V209H192ZM209 208H210V211H209ZM203 209H205V211ZM212 209H213V212H211ZM221 210H222V212H221ZM3 211H4V213H3ZM35 211H37L38 213H35ZM30 212L34 216L37 215L36 218L31 219L32 220L31 223H30L31 220L28 217V215H31ZM185 212H187L189 214H187ZM44 213L47 214V210H44ZM61 213L65 216L60 217ZM201 214H203V216ZM212 214L214 215V217ZM50 215H52V218ZM19 216H18V218H19ZM178 216H179V218H177ZM261 216H262V219H261ZM63 217H65V218H63ZM68 218H70V217L68 216ZM10 219L12 222L9 221ZM75 219H76V221L74 224H76V227L80 228V225H78L79 222L77 221V218H75ZM205 219L207 222H205ZM5 220H7V221H5ZM49 220L51 222H49ZM200 220H202V221H200ZM21 221H25V222H22V225L24 226V228L19 224ZM36 221H37L36 224L33 223ZM38 221H40V223ZM52 222H55L57 224L59 223V224L55 225V223H52ZM151 222L152 221H150V224L144 229L145 232H151L154 230V226H152ZM201 222L203 224H200ZM27 223L30 224V226ZM38 223L40 225H38ZM50 223L53 226H51ZM218 223L221 225H219ZM216 224H217L218 229L216 227ZM5 225H7V227ZM10 225H11V227H9ZM26 225H27V227H26ZM19 226H21V228ZM43 226H45V227H43ZM56 226H58L57 227L58 229H55ZM206 226H208V227H206ZM3 227H4V229H3ZM39 227L44 228V229H41V228L39 229ZM76 227H74V228L76 229ZM189 227H191L192 229H190ZM202 227H204V228H202ZM69 228H68V230H70ZM1 229H3V231L5 230V233L2 232ZM26 229H27V232H26ZM47 229L48 230L52 229L53 233H54V231H57V230L59 231V229L61 231H59L57 233V235H52V233H51L52 230L48 231ZM188 230H190V231H188ZM19 231H20V233H19ZM21 231H22V233H21ZM243 231H245V233ZM247 231H248V233H247ZM66 232H69V231L65 230L61 234L66 233ZM72 232H73V230H72ZM214 232H216V233H214ZM12 233H10V234H12ZM69 233H71V232H69ZM18 235H20V236H18ZM217 235L218 236L220 235L221 237L220 236L217 237ZM248 235H250L251 237H249ZM47 236L44 235V238H46ZM28 237L29 236H27V238ZM50 237H55V238H53L55 241ZM32 238H30L31 240L30 239H27V240H30V242H31L34 239V238L33 239ZM226 241H228V242H226ZM9 242L11 243L12 240ZM30 242H28V243H30ZM193 242L196 244H194ZM1 243H2L1 245H4L3 243H5V242H1ZM223 243L225 244L224 246H223ZM249 243H252V244H249ZM42 244H44V243L42 242ZM50 244H48L49 247H50ZM211 244L212 245L214 244V245L212 246ZM46 245H44V246H46ZM48 245H47V247H48ZM182 245H184V246H182ZM218 245H219V247H218ZM202 246L205 249V252L209 253V250H210V255H209L210 257H206L204 254L201 253L200 247H202ZM205 246H207L208 249ZM9 247L11 249L15 248L14 249L15 251H16V248H18V250H20L21 254H20V252L17 253V255L20 254L18 260L15 257V256H17L15 254V251L13 253V251L11 249L9 250ZM191 248L192 249L194 248V250H192ZM39 249H40V247H38V250ZM66 249H67V251L69 250L68 253L71 252L72 247L70 246V243H69V246L66 247ZM181 249L182 250L184 249L185 253ZM18 250L16 252H18ZM23 250H24L25 254H24ZM40 250H42V249H40ZM55 250H58V249H55ZM190 250H191V252H190ZM211 250H212V252H211ZM227 250H229V251H227ZM39 251L35 254L36 256H38L37 257L38 259L34 258L35 260H38V261H39V258H41L40 257L41 254H39ZM181 251L183 253H180ZM47 252L48 251H46L45 253H43V252L42 253L46 254ZM230 252H231V254L232 253H234V254L231 255ZM191 253H193V254H191ZM59 254H60V259H58L59 258L58 257L57 258L58 263L56 262L54 264H61V263H59V261H61V260L63 261L64 257L61 258L62 254L61 253H59ZM59 254H58V256H59ZM183 254H185V255H183ZM198 254H201V255H198ZM35 255H34V257H36ZM48 255H49V252H48ZM155 255H157V256H155ZM181 255H182V257H181ZM191 255L193 257V261L196 260L197 262L192 261ZM25 256L26 257L30 256V257H27L28 258L27 259ZM50 256H52V255L50 254ZM154 256H155V258H154ZM13 257H15L16 261H18V262H16L15 258L13 259ZM48 257H45V259H44V255H43V258H42L43 263L40 260L41 263L42 264L50 263V261H47V263H46V261H44V260H46V258L48 259ZM53 257H51V261L52 260L54 261V259H52ZM156 257H157V259H160V260L158 261L156 259ZM212 257H213V259L211 260ZM254 257H255V259H254ZM54 258H56V256ZM224 258H225V260H223ZM251 258H252V260H251ZM229 259H230V261H229ZM236 259H237V261H236ZM27 260H29V261H27ZM53 261H52V263H53ZM180 261H182V262H180ZM41 263H39V264H41ZM52 263H50V264H52Z\"/></svg>", "mask_w": 264, "mask_h": 264}]
</instances>
